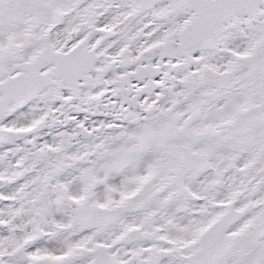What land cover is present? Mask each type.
<instances>
[{
    "label": "snow or ice",
    "instance_id": "snow-or-ice-1",
    "mask_svg": "<svg viewBox=\"0 0 264 264\" xmlns=\"http://www.w3.org/2000/svg\"><path fill=\"white\" fill-rule=\"evenodd\" d=\"M0 264H264V0H0Z\"/></svg>",
    "mask_w": 264,
    "mask_h": 264
}]
</instances>
